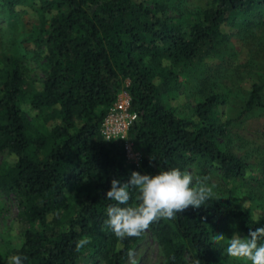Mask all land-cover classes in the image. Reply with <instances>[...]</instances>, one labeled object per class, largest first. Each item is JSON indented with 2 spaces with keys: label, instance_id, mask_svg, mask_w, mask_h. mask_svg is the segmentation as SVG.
I'll list each match as a JSON object with an SVG mask.
<instances>
[{
  "label": "trees",
  "instance_id": "obj_1",
  "mask_svg": "<svg viewBox=\"0 0 264 264\" xmlns=\"http://www.w3.org/2000/svg\"><path fill=\"white\" fill-rule=\"evenodd\" d=\"M20 6L37 15L28 40L43 78L36 85L17 56L0 57V155L10 159L0 167V193L14 196L23 226L17 246L2 239L0 264L16 254L28 258L24 264H126L143 236L121 242L104 227L115 203L106 194L114 178L125 183L134 171L195 169L244 182L247 165L229 151L230 134L237 121L264 122V58L255 72L249 63L225 69L252 80L233 119L226 117L230 91L216 87L224 71L210 72L206 63L223 56L230 29L264 27V0H209L193 19L167 16L163 0H0L8 15ZM182 85L195 101L190 117L174 105ZM122 91L137 114L127 138L141 154L139 167L126 161L123 141L101 134ZM252 215L230 195L216 196L146 232L165 264H226L218 249L226 243L213 237L234 230L243 238L264 227ZM83 237L91 243L77 252Z\"/></svg>",
  "mask_w": 264,
  "mask_h": 264
},
{
  "label": "rangeland",
  "instance_id": "obj_2",
  "mask_svg": "<svg viewBox=\"0 0 264 264\" xmlns=\"http://www.w3.org/2000/svg\"><path fill=\"white\" fill-rule=\"evenodd\" d=\"M167 7L165 13L174 19L180 16L193 19L198 12L205 11L209 6V0H163ZM15 14L8 15L0 9V57L11 55L17 56L19 68L24 78L31 80L36 85L43 78L40 62L34 45L29 42L28 37L35 23L37 15L29 12V7L20 6ZM245 29L236 27L230 29L228 44L225 45L223 56L220 59H209L207 67L210 72L223 69L224 72L218 76L216 87L220 90L230 91V99L226 105V117L235 118L239 113L240 97L244 96L251 88L252 80L243 75L236 77L234 72H225L227 68L234 71V65L245 66L249 63V69L255 72V68L261 67L260 61L264 58V45L261 50L256 46L259 39L264 41V27L259 29ZM250 31V32H249ZM252 32H255L253 34ZM4 59H0V69L3 68ZM251 61L254 63L252 64ZM233 66V67H230ZM208 69V70H209ZM218 69V70H217ZM249 71V70H248ZM250 74V73H249ZM218 75V74H217ZM215 75V77H217ZM188 86H181L183 93L174 101L178 112L190 117L192 115L195 101L184 95ZM25 112L31 117L35 114L27 105H23ZM264 122L259 118H250L241 122L237 121L231 128V143L229 151L236 157L243 160L247 165V178L244 182L229 184L222 180L220 174H212L216 184V196L230 195L233 200L244 207L250 208L253 212V218L264 222ZM7 154L0 155V167L9 163ZM193 169V175L196 174ZM18 210L13 195L0 193V250L6 248V245L17 246L20 243V234L23 226L17 219ZM235 234L234 230H228L227 239H231ZM2 239L6 245L1 246ZM226 240L224 243H226ZM227 244L219 247L222 261L226 264H250L247 261H237L229 258L223 250ZM135 259L138 264H165L164 258L160 252L157 242L149 232H145L141 241L133 249ZM98 264V262H96ZM126 264H131L128 257Z\"/></svg>",
  "mask_w": 264,
  "mask_h": 264
},
{
  "label": "clouds",
  "instance_id": "obj_3",
  "mask_svg": "<svg viewBox=\"0 0 264 264\" xmlns=\"http://www.w3.org/2000/svg\"><path fill=\"white\" fill-rule=\"evenodd\" d=\"M215 188L212 174L194 176L188 169L182 171L179 168L160 170L156 175H141L134 171L125 183L114 178L106 197L115 203L106 209L104 227L121 242L127 238L139 239L153 223L161 219L174 220L189 207L199 209L204 206L215 198ZM133 193L135 202L130 203ZM225 240L226 237L219 233L213 237L216 243ZM90 243V237L79 239L75 251H81ZM226 244L223 252L229 258L264 264V227L250 229L248 236L243 238L235 233ZM127 255L131 264H138L134 250H129ZM27 259L26 256L12 255L8 264H24ZM194 264H201V261L197 259Z\"/></svg>",
  "mask_w": 264,
  "mask_h": 264
},
{
  "label": "built area",
  "instance_id": "obj_4",
  "mask_svg": "<svg viewBox=\"0 0 264 264\" xmlns=\"http://www.w3.org/2000/svg\"><path fill=\"white\" fill-rule=\"evenodd\" d=\"M136 120L137 114L130 110V97L127 92L122 91L103 121L101 134L107 141L112 139L123 141L126 161L129 165L139 167L141 154L127 138L129 128Z\"/></svg>",
  "mask_w": 264,
  "mask_h": 264
}]
</instances>
